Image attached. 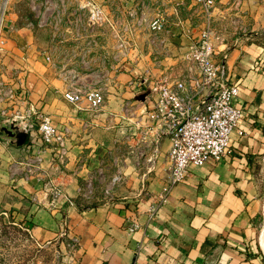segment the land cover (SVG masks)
<instances>
[{
	"label": "crops",
	"instance_id": "0c3cea01",
	"mask_svg": "<svg viewBox=\"0 0 264 264\" xmlns=\"http://www.w3.org/2000/svg\"><path fill=\"white\" fill-rule=\"evenodd\" d=\"M77 1L88 17L92 1L109 20L134 27L142 16H163L169 31L162 34L161 53L152 54L146 26L120 36V25L94 26L86 49L77 47L61 63L117 69L67 77L47 60L48 30L36 34L30 23L5 30L2 68L16 97L0 109L48 114L70 134L66 156L43 147L35 166L31 158L42 141L28 136L17 146L0 136V211L20 219L44 244L73 240L69 264H264V0H216L213 19L225 37L220 49L226 48L229 79L239 88L234 103L243 116L232 134V152L191 166L165 203L160 196L171 180L169 141L149 170L129 153L125 137L152 107L140 99L146 88L138 84L139 74L147 65L177 63L189 50L186 30L198 36L204 14L197 0ZM122 39L136 47L124 53ZM73 76L76 84L105 85L102 109H80L64 96Z\"/></svg>",
	"mask_w": 264,
	"mask_h": 264
},
{
	"label": "built area",
	"instance_id": "2783aa9c",
	"mask_svg": "<svg viewBox=\"0 0 264 264\" xmlns=\"http://www.w3.org/2000/svg\"><path fill=\"white\" fill-rule=\"evenodd\" d=\"M89 4L90 19L103 17L101 9L94 2ZM216 4V0H197L204 14L203 25L196 37L186 30L190 40L189 50L177 63L163 65L159 69L151 65L139 74L138 84L144 86L147 93L144 101L151 102L152 107L131 124V132L126 135L125 142L129 153L138 159V163H144L152 170L162 155L164 141H169L166 158L170 163L171 180L170 186L160 196V203L167 201L171 188L187 176L191 166H201L210 160L220 161L232 152V134L243 116V110L234 103L239 88L229 79L226 48L220 49L225 37L213 19ZM176 8H179V4H176ZM116 22L122 28L119 36L126 32L134 33L141 26H146L151 32L148 48H154L152 54L161 53L158 46L164 42L162 34L169 31L165 17L147 19L142 16L135 27L130 23L122 24L118 19ZM233 23L236 24V20ZM4 43L0 29V53ZM119 47L128 53L131 47H136V41L122 39ZM46 55L47 60L51 61V56ZM104 77L109 79L107 75ZM73 79L74 76L64 92L69 101L80 109L98 111L104 107L107 100L104 84H76ZM15 97V88L2 79L0 60V103ZM33 115L4 108L0 109V123L9 124L17 119L32 142L42 141L44 145L31 158L32 166L43 160V147L52 148L60 158L66 156L70 129L67 126L59 129L48 114ZM54 192L59 194L61 189L56 186ZM136 227H130V230ZM128 264L139 263L133 261Z\"/></svg>",
	"mask_w": 264,
	"mask_h": 264
},
{
	"label": "rangeland",
	"instance_id": "374dc122",
	"mask_svg": "<svg viewBox=\"0 0 264 264\" xmlns=\"http://www.w3.org/2000/svg\"><path fill=\"white\" fill-rule=\"evenodd\" d=\"M85 9L77 0H0V29L4 38L7 28L16 29L24 23H30L36 34L40 28L48 30L47 53L51 56V62H55V67L62 69L67 77L85 75L102 68L114 70L117 66L61 63L63 57L74 56L77 47L86 49L87 37L95 32L94 26L102 28L105 24L113 27L117 25L116 20H109L106 16L90 19ZM233 19L229 20L232 24ZM147 40L148 34L145 42ZM146 46L150 47L149 44ZM152 50L154 48H148L147 52ZM2 79L8 81L4 78L3 68ZM73 242L68 237V240L65 238L44 244L32 236V232L25 228L20 219H16L9 211L7 214L0 211V264H69Z\"/></svg>",
	"mask_w": 264,
	"mask_h": 264
},
{
	"label": "water",
	"instance_id": "95a60500",
	"mask_svg": "<svg viewBox=\"0 0 264 264\" xmlns=\"http://www.w3.org/2000/svg\"><path fill=\"white\" fill-rule=\"evenodd\" d=\"M146 92L144 91L140 95V99L145 100ZM6 134V136L10 139V142L17 145L22 146L27 142L28 133L22 129L17 119H13L9 124H0V136Z\"/></svg>",
	"mask_w": 264,
	"mask_h": 264
},
{
	"label": "bare ground",
	"instance_id": "6f19581e",
	"mask_svg": "<svg viewBox=\"0 0 264 264\" xmlns=\"http://www.w3.org/2000/svg\"><path fill=\"white\" fill-rule=\"evenodd\" d=\"M262 244H263L262 247H264V227H263V235H262ZM263 249H264V248H263Z\"/></svg>",
	"mask_w": 264,
	"mask_h": 264
}]
</instances>
